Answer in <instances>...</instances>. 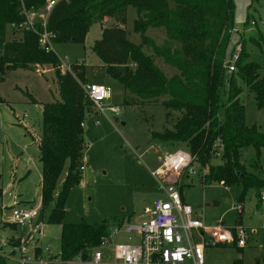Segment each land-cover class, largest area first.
Segmentation results:
<instances>
[{
  "label": "trees",
  "instance_id": "trees-1",
  "mask_svg": "<svg viewBox=\"0 0 264 264\" xmlns=\"http://www.w3.org/2000/svg\"><path fill=\"white\" fill-rule=\"evenodd\" d=\"M45 2L0 0V81L18 68L43 64L53 67L61 100L42 104V131L35 140L42 167L39 218L42 215L45 220L46 216L48 224L61 226L60 259L48 264H68L77 257L91 261L102 239L109 235L110 226L85 221L67 223L65 216L69 192L83 177L80 168L88 145L82 123L91 113L92 104L83 83L68 72H61L58 57L40 48L38 35L18 28L25 20L24 10H38ZM130 7L138 13L133 31L142 35L140 44L130 40L125 29ZM106 18L112 25L103 28L101 39L93 46L106 74L137 100L160 101L169 117L180 114L172 128L153 132V139L184 144L193 156V163L201 170L206 167L202 177L205 184H242L239 200L251 188L256 189L260 199L264 179L249 172L241 156L242 150L250 146L264 147V133L246 124L238 80L254 92L258 108L264 109V76L259 72L260 66L249 60L245 40L239 45L236 70L227 72L225 65L230 58L229 46L235 29L234 1L65 0L54 7L48 30L56 36V45L84 44L91 26L105 24ZM149 29H163L169 40L180 43L181 47L158 46L146 34ZM145 45L179 72L166 76L154 57L144 51ZM74 67L80 81L85 83L84 64L76 63ZM217 158L220 163L214 162ZM63 174L62 187L58 190ZM234 264L243 261L238 259Z\"/></svg>",
  "mask_w": 264,
  "mask_h": 264
},
{
  "label": "rangeland",
  "instance_id": "rangeland-1",
  "mask_svg": "<svg viewBox=\"0 0 264 264\" xmlns=\"http://www.w3.org/2000/svg\"><path fill=\"white\" fill-rule=\"evenodd\" d=\"M233 1L235 29L229 57L237 54V48L245 40L249 60L260 66L259 72L264 76V0ZM137 17L136 9L130 7L125 29L130 40L140 44L142 35L133 31ZM111 25L112 21L95 23L84 44H57L55 50L61 59L72 65L67 71L59 65L61 72L73 75L83 87L87 83L110 85L113 96L108 102L120 107L118 115L96 113L93 107L90 108L92 114L87 116L84 124L88 148L82 163L84 170L80 168L83 177L69 192L65 216L67 223H106L112 229L143 219L144 209L158 196L157 180L151 170L161 163L164 152L186 147L181 143H162L152 137L153 132L172 128L179 113L169 117L160 101L137 100L106 74L93 46L101 39L103 28ZM146 34L158 46L181 47L180 43L170 41L163 29H149ZM144 51L154 57L166 76L172 77L179 72L162 57H156L152 48L145 45ZM76 63L84 64L85 83L78 78ZM238 84L242 89L240 101L245 106L246 124L264 133V109L258 108L255 94L245 82L239 79ZM0 98V264H22V254L32 258L25 264L59 261L60 225L48 224L46 216L44 220L42 215L30 228L9 223L11 206H29L28 203L35 202L41 210L42 167L35 140L42 131V104L61 100L53 67L43 64L8 72L0 81ZM241 161L249 172L264 179V147L243 149ZM214 162L221 160L217 158ZM205 168H199L197 176L184 180L182 197L185 203L196 213L204 214L203 220L208 227L242 226L249 234L244 248L223 244L208 247L205 264H234L238 259H242L243 264H264V202L261 197L259 199L256 189L251 188L243 200H239L242 184H205L202 180ZM64 177L65 174L59 181L58 190ZM7 190L13 196L5 193ZM133 235L120 233L112 241L114 244L130 243L129 237ZM113 247L104 249L101 264H114ZM68 264L94 263L77 257Z\"/></svg>",
  "mask_w": 264,
  "mask_h": 264
},
{
  "label": "built area",
  "instance_id": "built-area-1",
  "mask_svg": "<svg viewBox=\"0 0 264 264\" xmlns=\"http://www.w3.org/2000/svg\"><path fill=\"white\" fill-rule=\"evenodd\" d=\"M61 1L65 0H46L38 10H24L25 20L18 28L37 34L40 48L48 54L56 55L61 67L67 71L71 70L72 65L57 55L54 43L56 36L48 30L49 17ZM237 49V54L231 56L225 65L228 73L236 70L235 62L241 52V46ZM83 88L96 113H120L118 105L108 102L113 96L110 85L87 83ZM84 124L85 122L82 123L83 127ZM193 162V156L187 149L178 148L164 152L161 163L151 170L152 176L157 180L158 190L154 203L144 209L141 221L112 228L94 251L90 262L101 264L104 249L112 246L114 264H205L208 246L223 244L246 247L249 234L244 227H208L203 220L204 214L196 213L193 207L183 200L184 180L195 177L200 172V167ZM81 169L84 170V165ZM5 193L13 196L9 190ZM261 200L264 202V194ZM10 208L9 223L12 225L30 228L39 218L40 205H14ZM120 233L134 234L129 237L132 242L114 244L112 239ZM31 261V257L22 254L20 263Z\"/></svg>",
  "mask_w": 264,
  "mask_h": 264
},
{
  "label": "crops",
  "instance_id": "crops-1",
  "mask_svg": "<svg viewBox=\"0 0 264 264\" xmlns=\"http://www.w3.org/2000/svg\"><path fill=\"white\" fill-rule=\"evenodd\" d=\"M108 21H109V18H106L105 21H104V23H107ZM28 204H30L29 206H34L35 202L34 203H28ZM208 247H210V246H208ZM207 248H206V253H207Z\"/></svg>",
  "mask_w": 264,
  "mask_h": 264
}]
</instances>
